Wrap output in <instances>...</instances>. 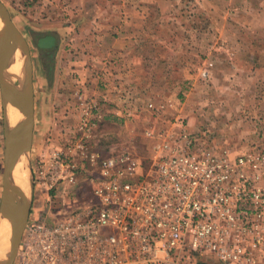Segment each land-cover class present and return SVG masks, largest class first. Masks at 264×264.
I'll return each instance as SVG.
<instances>
[{"label":"rangeland","instance_id":"obj_1","mask_svg":"<svg viewBox=\"0 0 264 264\" xmlns=\"http://www.w3.org/2000/svg\"><path fill=\"white\" fill-rule=\"evenodd\" d=\"M2 1L33 60L31 170L40 150L65 143L79 124L77 92L98 101L95 146L129 147L146 168L158 136L180 120L217 151L264 149V0L153 4L144 20L125 19L121 0ZM56 76L69 80L63 92ZM3 120L0 89V199ZM85 180L60 187L49 200L33 179L29 220L55 223L85 207L92 196ZM200 257L224 264L211 254Z\"/></svg>","mask_w":264,"mask_h":264},{"label":"built area","instance_id":"obj_2","mask_svg":"<svg viewBox=\"0 0 264 264\" xmlns=\"http://www.w3.org/2000/svg\"><path fill=\"white\" fill-rule=\"evenodd\" d=\"M76 95L79 124L38 152L33 179L51 200L86 176L91 199L55 223L29 220L15 264H193L202 254L262 262L264 149L217 151L180 120L158 136L146 168L129 147L96 148L98 101Z\"/></svg>","mask_w":264,"mask_h":264},{"label":"water","instance_id":"obj_3","mask_svg":"<svg viewBox=\"0 0 264 264\" xmlns=\"http://www.w3.org/2000/svg\"><path fill=\"white\" fill-rule=\"evenodd\" d=\"M15 36L21 38L29 64L28 71L22 74L11 73L4 61V57L9 55L14 47ZM33 68L28 41L13 21L6 4L0 0V89L4 119V168L0 199V223L7 219L11 230L10 246L5 254L0 257V264H15L31 213L34 191L31 161L35 128ZM10 105L22 115L21 120H19L22 129L13 135L8 123ZM19 163L25 168L29 167L30 172V196L26 205H22L15 198L14 172Z\"/></svg>","mask_w":264,"mask_h":264},{"label":"bare ground","instance_id":"obj_4","mask_svg":"<svg viewBox=\"0 0 264 264\" xmlns=\"http://www.w3.org/2000/svg\"><path fill=\"white\" fill-rule=\"evenodd\" d=\"M14 47L9 55L4 57V61L6 62L9 71L13 74H22L28 71L29 64L28 59L24 53V45L19 36H15L14 39ZM9 121L11 128V134L13 135L15 132L17 133L22 129L21 122V113L13 106H9ZM11 135V136H12ZM18 164L14 172V191L15 198L22 205H26L30 196V172L29 167H23ZM25 172L24 174L22 172ZM9 221L4 219L2 223H0V257L5 254L10 246V238H11V230L9 226Z\"/></svg>","mask_w":264,"mask_h":264},{"label":"crops","instance_id":"obj_5","mask_svg":"<svg viewBox=\"0 0 264 264\" xmlns=\"http://www.w3.org/2000/svg\"><path fill=\"white\" fill-rule=\"evenodd\" d=\"M173 1L174 3L181 2L183 0H121L122 2V7L123 11L122 14L125 15V19L127 18H139L141 20L148 19L150 16V10L153 7V4H158L159 6L162 5L163 7L166 6L167 3ZM204 1V0H203ZM203 17L205 16L204 14H201ZM102 33L97 34V37H100ZM96 35V34H95ZM101 39V38H99ZM94 41H97L94 39ZM69 80L64 76H56L55 77V87L59 88L57 91H62L65 90L63 88V84L67 83ZM78 85L80 87L84 86L85 80L84 78L78 80ZM4 128V127H3ZM43 129L47 128V125H43ZM46 131V130H45ZM2 138V137H0Z\"/></svg>","mask_w":264,"mask_h":264},{"label":"trees","instance_id":"obj_6","mask_svg":"<svg viewBox=\"0 0 264 264\" xmlns=\"http://www.w3.org/2000/svg\"><path fill=\"white\" fill-rule=\"evenodd\" d=\"M96 148L102 152H106V149H103L102 147H96ZM196 262H197L196 264H204L203 262H207V261L203 260L200 256H197Z\"/></svg>","mask_w":264,"mask_h":264}]
</instances>
